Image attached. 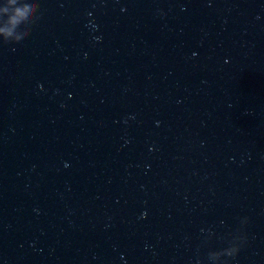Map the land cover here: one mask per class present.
<instances>
[{"label": "water", "instance_id": "95a60500", "mask_svg": "<svg viewBox=\"0 0 264 264\" xmlns=\"http://www.w3.org/2000/svg\"><path fill=\"white\" fill-rule=\"evenodd\" d=\"M0 264H264V0H0Z\"/></svg>", "mask_w": 264, "mask_h": 264}, {"label": "clouds", "instance_id": "9594fccd", "mask_svg": "<svg viewBox=\"0 0 264 264\" xmlns=\"http://www.w3.org/2000/svg\"><path fill=\"white\" fill-rule=\"evenodd\" d=\"M9 2L10 3H15V0H9ZM5 11H7V9H5ZM28 11L29 10H28L27 7H25V8H20V7L15 8L14 11H13V14L9 18V22L12 25H16L21 18L26 17Z\"/></svg>", "mask_w": 264, "mask_h": 264}]
</instances>
